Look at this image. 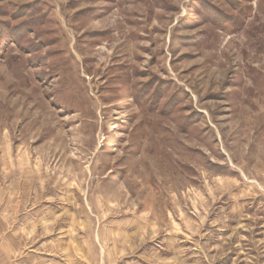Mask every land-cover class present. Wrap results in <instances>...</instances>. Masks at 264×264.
Here are the masks:
<instances>
[{
	"label": "rangeland",
	"instance_id": "374dc122",
	"mask_svg": "<svg viewBox=\"0 0 264 264\" xmlns=\"http://www.w3.org/2000/svg\"><path fill=\"white\" fill-rule=\"evenodd\" d=\"M0 212L61 264H264V0H0Z\"/></svg>",
	"mask_w": 264,
	"mask_h": 264
},
{
	"label": "crops",
	"instance_id": "0c3cea01",
	"mask_svg": "<svg viewBox=\"0 0 264 264\" xmlns=\"http://www.w3.org/2000/svg\"><path fill=\"white\" fill-rule=\"evenodd\" d=\"M21 219L22 224L18 225L20 222L17 217L11 220V214L0 212V264H61L56 254L48 258L44 256L45 252L33 248L32 245L25 251H17L14 246L11 247L12 233L22 234L23 238L31 241L34 239V242L42 236L40 228L45 220L44 217L30 214ZM15 245L18 247L17 243Z\"/></svg>",
	"mask_w": 264,
	"mask_h": 264
}]
</instances>
